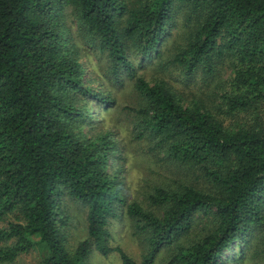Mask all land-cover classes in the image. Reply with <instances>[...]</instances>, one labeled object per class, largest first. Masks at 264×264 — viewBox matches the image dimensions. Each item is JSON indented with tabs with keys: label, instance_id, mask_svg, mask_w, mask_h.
Returning <instances> with one entry per match:
<instances>
[{
	"label": "trees",
	"instance_id": "1",
	"mask_svg": "<svg viewBox=\"0 0 264 264\" xmlns=\"http://www.w3.org/2000/svg\"><path fill=\"white\" fill-rule=\"evenodd\" d=\"M119 74L128 135L172 175L147 206L123 196L116 129L83 131ZM69 202L87 224L74 246ZM121 212L140 263L109 245ZM0 222V262L38 247L41 264H152L161 249L164 264H264V0H0Z\"/></svg>",
	"mask_w": 264,
	"mask_h": 264
},
{
	"label": "rangeland",
	"instance_id": "2",
	"mask_svg": "<svg viewBox=\"0 0 264 264\" xmlns=\"http://www.w3.org/2000/svg\"><path fill=\"white\" fill-rule=\"evenodd\" d=\"M134 68L138 75H143L144 77H151L156 71L155 66L150 64H145L149 60L140 62L139 56L133 58ZM145 64V65H142ZM142 65V66H141ZM111 76V75H109ZM120 77V78H119ZM118 83H113L109 86V96L116 98V102L107 107L98 108V114L96 115V123L83 125V131L89 130L91 135L93 132L99 131L101 129L111 128L116 129L117 137L123 144V150L121 151L120 158L113 157L111 163L114 169L120 170L119 180L121 183V190L123 196L126 197L127 201H138L142 206H147V202L144 195L148 191V187L159 181L164 182V179L170 178V172L165 169L163 162L160 160V156L155 155L153 152L149 151V145L147 141L140 142L139 144L128 135L127 131L130 128L129 121L127 119V111L122 109L123 105L133 107L136 103L135 92L133 90L132 77L124 74H119ZM108 77L106 81L108 82ZM119 79L121 83H119ZM113 86V87H112ZM89 107L94 110L93 103H89ZM102 117L103 123L98 124V121ZM116 118L118 120L116 121ZM124 118V119H122ZM130 120V119H129ZM116 121V123H115ZM192 175V173H190ZM191 176L190 180H192ZM70 209L68 213L72 216L69 223L68 230V241L71 246H74L78 241L84 239L87 234V224L85 218V211L82 210L81 206L74 203H70ZM67 207V200H66ZM121 216L115 219L110 225V240L109 245L113 248L119 247L125 251L132 259L137 263L142 261L143 255L145 254L143 240L141 242V236H136L132 232V228L129 225V219L121 212ZM3 225V222H0ZM238 246L233 245L231 252H237ZM230 250L225 251V256L230 255ZM250 255V254H249ZM156 258L152 264H164V259L167 257V252L161 249L156 253ZM44 259V254L40 248L35 247L27 253L19 255L16 260L12 262H0V264H41ZM90 261L92 264H121L119 255L112 251L107 255H102L101 253L95 251L90 256ZM257 258L248 256L240 264H255ZM239 264V263H238Z\"/></svg>",
	"mask_w": 264,
	"mask_h": 264
}]
</instances>
